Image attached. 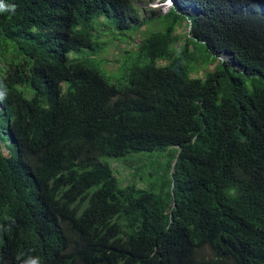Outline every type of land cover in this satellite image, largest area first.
Returning <instances> with one entry per match:
<instances>
[{"label": "trees", "instance_id": "obj_1", "mask_svg": "<svg viewBox=\"0 0 264 264\" xmlns=\"http://www.w3.org/2000/svg\"><path fill=\"white\" fill-rule=\"evenodd\" d=\"M5 2L16 12L0 14V223H16L0 264L23 252L42 264H264V0H173L125 84L69 54L93 48L100 17L122 32L156 18L133 0ZM203 56L219 70L190 77L185 62ZM168 149L148 188L122 184L110 162Z\"/></svg>", "mask_w": 264, "mask_h": 264}, {"label": "rangeland", "instance_id": "obj_2", "mask_svg": "<svg viewBox=\"0 0 264 264\" xmlns=\"http://www.w3.org/2000/svg\"><path fill=\"white\" fill-rule=\"evenodd\" d=\"M133 3L142 17L154 15L156 18L147 19L145 26L139 31L122 32L116 30L107 18L100 17L98 20L106 22L107 26L102 27L100 33L95 32L96 38L93 48L71 52L69 61L88 59L87 61L95 65L110 82L125 84L130 73L131 63L138 52L139 44L152 34L164 33L172 22L167 18L160 17L169 13L173 6L171 0H133ZM184 27V22H178L175 28L179 38V46L186 42L187 31ZM178 45L173 46L176 56H180L183 51V47L179 49ZM228 58V55H222L223 60ZM205 60L206 58L203 56L192 63L185 62L189 67L190 77L204 80L208 74L219 70L218 62L212 58L206 63ZM157 64L166 65L169 62L158 60ZM2 140L6 146L12 143L8 136L7 139L5 136ZM170 152L171 149L141 153L110 162L115 169L116 177L122 184L134 183L140 188H148L149 186L152 187L153 184L158 185L154 176L155 170L164 169L167 166ZM3 153L6 155L7 151L3 149Z\"/></svg>", "mask_w": 264, "mask_h": 264}, {"label": "clouds", "instance_id": "obj_3", "mask_svg": "<svg viewBox=\"0 0 264 264\" xmlns=\"http://www.w3.org/2000/svg\"><path fill=\"white\" fill-rule=\"evenodd\" d=\"M15 12H16V7L14 4H8L5 2V0H0V14H6V13L15 14ZM7 96H8L7 88L0 87V102L5 101L7 99ZM3 219L5 223H0V235L11 233L16 223L15 219L8 215H5ZM15 260H16V264H42L41 257L39 255L31 254V252L17 253L15 256Z\"/></svg>", "mask_w": 264, "mask_h": 264}, {"label": "water", "instance_id": "obj_4", "mask_svg": "<svg viewBox=\"0 0 264 264\" xmlns=\"http://www.w3.org/2000/svg\"><path fill=\"white\" fill-rule=\"evenodd\" d=\"M173 2V0H171ZM13 142V141H12Z\"/></svg>", "mask_w": 264, "mask_h": 264}]
</instances>
